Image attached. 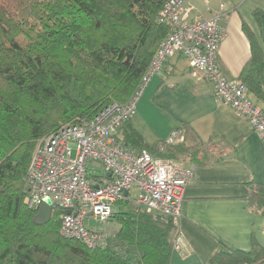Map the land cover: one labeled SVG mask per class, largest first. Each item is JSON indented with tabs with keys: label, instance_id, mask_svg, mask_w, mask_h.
<instances>
[{
	"label": "trees",
	"instance_id": "1",
	"mask_svg": "<svg viewBox=\"0 0 264 264\" xmlns=\"http://www.w3.org/2000/svg\"><path fill=\"white\" fill-rule=\"evenodd\" d=\"M167 1L0 0V264L171 263L177 235L171 218L121 202L112 216L119 228L107 246L88 249L60 235V212L52 210L48 223L36 225V212L24 203V178L41 138L89 122L109 105H124L138 93L169 33L158 22ZM253 16L264 24V11ZM242 32L250 58L239 80L264 103V55L245 24ZM180 128L185 143L197 142L189 126ZM120 131L126 148L203 164L201 149L147 143L130 120ZM248 203L264 214L263 185ZM208 264H264V248L224 249Z\"/></svg>",
	"mask_w": 264,
	"mask_h": 264
},
{
	"label": "built area",
	"instance_id": "2",
	"mask_svg": "<svg viewBox=\"0 0 264 264\" xmlns=\"http://www.w3.org/2000/svg\"><path fill=\"white\" fill-rule=\"evenodd\" d=\"M189 1L168 0L164 4L158 22L167 25L169 33L136 95L124 105H109L89 122L58 129L35 146L24 178V203L37 212L48 198L52 210L60 212L59 233L64 239L79 241L88 249H104L111 237L106 225L133 189L138 206L171 218L178 230L181 204L194 169L175 160L155 158L145 150L128 149L117 139L123 123L136 115L141 92L175 55L188 60L211 86L216 101L247 121L264 146V106L251 100L241 81H228L216 62L226 36L221 25L226 17L224 0H219L217 12L209 19L192 17ZM200 1L209 5L212 0ZM184 140V130L176 128L164 143L175 146ZM180 242L177 233L173 250L181 249Z\"/></svg>",
	"mask_w": 264,
	"mask_h": 264
},
{
	"label": "crops",
	"instance_id": "3",
	"mask_svg": "<svg viewBox=\"0 0 264 264\" xmlns=\"http://www.w3.org/2000/svg\"><path fill=\"white\" fill-rule=\"evenodd\" d=\"M224 2L226 17L221 25L226 36L216 62L228 81H240V73L250 58L242 24L253 33L264 55V24L260 25L253 16L256 10L264 11V0ZM189 3L192 17L209 19L217 12L219 0L209 5L200 0ZM262 77L264 81V65ZM151 90L157 100L160 98L167 118L152 131L143 116L135 115L130 120L134 130L151 144L164 142L172 130L187 125L197 142L184 144L205 153L202 165L190 160L181 162L194 169V178L181 204V249L174 250L170 264H208L224 249L249 251L253 244L264 248V214L254 211L248 203L255 188L264 183V146L257 134L229 106L216 101L211 86L181 55L165 62ZM250 97L264 106L251 94ZM117 135L121 139L120 129Z\"/></svg>",
	"mask_w": 264,
	"mask_h": 264
},
{
	"label": "rangeland",
	"instance_id": "4",
	"mask_svg": "<svg viewBox=\"0 0 264 264\" xmlns=\"http://www.w3.org/2000/svg\"><path fill=\"white\" fill-rule=\"evenodd\" d=\"M158 76L159 75H155L151 79L150 83L145 87V89L139 95L137 103H136V115L141 116V117L143 116L144 120L146 121L147 127L151 128L152 131H154L156 129V126L159 122H161L167 118L166 110L163 107V105L160 103L161 102L160 98H158V100L160 101L159 102L155 97V91L151 90L152 84H153L155 78ZM43 138H41L37 143H39ZM117 139L121 143V141L119 140L118 137H117ZM37 143H36V145H37ZM87 168H89V164L87 165ZM99 171L103 172V169L100 168ZM96 174H98V173L96 172ZM134 193H135V191L133 189L132 195L128 199L129 204L134 208V210H136V209L144 210L142 207L138 206L135 203V198L133 196ZM177 227H178V222H177ZM118 228H119V225L115 221H113L112 219L106 225V229L110 233V235L114 234L118 230ZM178 233H179L180 237L182 238V236L179 232V227H178Z\"/></svg>",
	"mask_w": 264,
	"mask_h": 264
},
{
	"label": "water",
	"instance_id": "5",
	"mask_svg": "<svg viewBox=\"0 0 264 264\" xmlns=\"http://www.w3.org/2000/svg\"><path fill=\"white\" fill-rule=\"evenodd\" d=\"M51 211L52 207L50 206V200L46 198L43 204L40 206L38 212L33 217L34 223L36 225H45L46 223H48L51 217ZM116 212L117 210H115L114 213Z\"/></svg>",
	"mask_w": 264,
	"mask_h": 264
},
{
	"label": "clouds",
	"instance_id": "6",
	"mask_svg": "<svg viewBox=\"0 0 264 264\" xmlns=\"http://www.w3.org/2000/svg\"><path fill=\"white\" fill-rule=\"evenodd\" d=\"M130 120H131V119H130ZM177 128H180V127H177ZM117 134H118V132H117ZM117 137H118V135H117ZM118 138H119V137H118ZM177 162H178V161H177ZM180 163H181V162H180ZM37 212H38V211H37ZM37 212H36V213H37Z\"/></svg>",
	"mask_w": 264,
	"mask_h": 264
},
{
	"label": "bare ground",
	"instance_id": "7",
	"mask_svg": "<svg viewBox=\"0 0 264 264\" xmlns=\"http://www.w3.org/2000/svg\"><path fill=\"white\" fill-rule=\"evenodd\" d=\"M257 15H258V14H257ZM257 15H256V16H257ZM241 22H242V21H241ZM247 34H248V33H247ZM252 54H253V53H252ZM254 87H255V86H254ZM131 214H132V213H131ZM131 216H132V215H131ZM117 219H118V218H117ZM120 222H121V221H120ZM130 224H131V223H130ZM159 230H160V229H159Z\"/></svg>",
	"mask_w": 264,
	"mask_h": 264
}]
</instances>
